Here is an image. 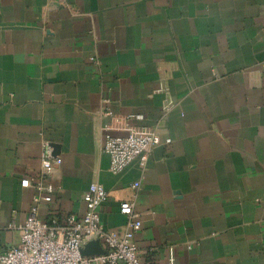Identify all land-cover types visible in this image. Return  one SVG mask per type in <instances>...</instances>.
<instances>
[{
    "label": "crops",
    "instance_id": "obj_1",
    "mask_svg": "<svg viewBox=\"0 0 264 264\" xmlns=\"http://www.w3.org/2000/svg\"><path fill=\"white\" fill-rule=\"evenodd\" d=\"M105 127L154 131L145 166L111 173ZM44 144L61 162L42 219L83 213L96 182L105 228L134 202L146 264H264V0H0V250Z\"/></svg>",
    "mask_w": 264,
    "mask_h": 264
},
{
    "label": "built area",
    "instance_id": "obj_2",
    "mask_svg": "<svg viewBox=\"0 0 264 264\" xmlns=\"http://www.w3.org/2000/svg\"><path fill=\"white\" fill-rule=\"evenodd\" d=\"M104 129L106 131V127ZM157 142L156 133L147 128H130L122 135L106 131L103 151L109 156L110 172L117 174L131 164L144 167ZM40 161L41 170L37 175L21 179L23 187L34 185L38 193L34 195L27 217L20 226L19 243L0 250V264H146L134 240L142 223L134 213L132 200H123L119 204V212L128 219L125 229H107L101 224L99 206L107 198L102 184L92 182L84 191L83 213L42 219L39 204L49 200L57 191L50 175L54 165L61 162V157L55 156L44 144ZM9 226L14 224L11 222ZM90 237L102 241V253L92 256L82 253V246Z\"/></svg>",
    "mask_w": 264,
    "mask_h": 264
},
{
    "label": "water",
    "instance_id": "obj_3",
    "mask_svg": "<svg viewBox=\"0 0 264 264\" xmlns=\"http://www.w3.org/2000/svg\"><path fill=\"white\" fill-rule=\"evenodd\" d=\"M102 252H103V251H102ZM102 252H101V253H102ZM82 253H83L84 255H86V254L84 253V251H83V246H82Z\"/></svg>",
    "mask_w": 264,
    "mask_h": 264
}]
</instances>
